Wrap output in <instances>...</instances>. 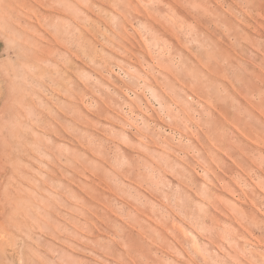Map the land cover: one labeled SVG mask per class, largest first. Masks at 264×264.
Wrapping results in <instances>:
<instances>
[{
  "label": "rangeland",
  "instance_id": "374dc122",
  "mask_svg": "<svg viewBox=\"0 0 264 264\" xmlns=\"http://www.w3.org/2000/svg\"><path fill=\"white\" fill-rule=\"evenodd\" d=\"M263 119L264 0H0V264H264Z\"/></svg>",
  "mask_w": 264,
  "mask_h": 264
},
{
  "label": "bare ground",
  "instance_id": "6f19581e",
  "mask_svg": "<svg viewBox=\"0 0 264 264\" xmlns=\"http://www.w3.org/2000/svg\"><path fill=\"white\" fill-rule=\"evenodd\" d=\"M207 51V50H206ZM215 60V59H214ZM223 60V59H222ZM224 61H225V59H224ZM217 62H219L218 60H217ZM229 64H230V62H229ZM228 64V65H229ZM214 65V64H213ZM218 65V64H217ZM215 66V65H214ZM222 66V65H221ZM211 68H213L214 69V67H211ZM229 69V68H228ZM212 70V69H211ZM215 71V70H214ZM218 71H220V70H218ZM231 71V70H230ZM222 73V72H221ZM223 73H225V72H223ZM222 73V74H223ZM221 74V75H222ZM232 74V73H231ZM235 75V74H234ZM227 76V75H226ZM212 95V94H211ZM205 96V95H204ZM207 97V96H206ZM218 98V97H217ZM216 99V98H215ZM214 102V101H213ZM217 104V103H216ZM219 104V103H218ZM221 105V104H220ZM214 108H215V106H214ZM220 108V107H219ZM259 108V107H258ZM216 109V108H215ZM262 108H260V110H261ZM220 112V111H219ZM224 112V114H225V111H223ZM262 114V113H261ZM222 115V114H221ZM215 117V116H214ZM230 117V116H229ZM226 118V117H225ZM239 120H241L240 118H238ZM264 120V119H263ZM215 121V120H214ZM213 121V122H214ZM233 121V120H232ZM215 123V122H214ZM220 123V122H219ZM242 123V122H241ZM239 124H240V122H239ZM204 127V126H203ZM250 130V129H249ZM244 132V131H243ZM255 132V131H254ZM206 133V132H205ZM250 133V132H249ZM218 134V133H217ZM262 134V133H261ZM254 135V134H253ZM211 137V136H210ZM222 137V136H221ZM219 138V137H218ZM215 140V139H214ZM223 140V139H222ZM216 141V140H215ZM261 141V140H260ZM225 143V142H224ZM222 145V144H221ZM264 146V145H263ZM264 164V163H263ZM264 170V169H263Z\"/></svg>",
  "mask_w": 264,
  "mask_h": 264
}]
</instances>
